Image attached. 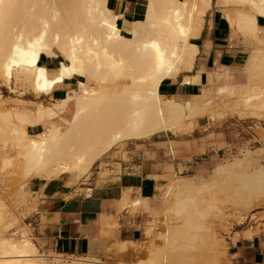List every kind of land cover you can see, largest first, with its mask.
Returning <instances> with one entry per match:
<instances>
[{
    "label": "bare ground",
    "instance_id": "1",
    "mask_svg": "<svg viewBox=\"0 0 264 264\" xmlns=\"http://www.w3.org/2000/svg\"><path fill=\"white\" fill-rule=\"evenodd\" d=\"M218 1L239 8L227 20L237 32L253 38L256 48L247 58L245 75L236 77L225 68L211 71L198 96L177 102L161 96L158 88L192 69L197 52L191 40L201 29L209 0H148L145 18L131 23L128 32L117 26L118 17L107 9V0H5L15 7L0 19V82L14 92L10 86L19 80L37 98L76 82L51 106L38 104L34 115L18 108L0 111V149L13 151L21 176L44 182L62 175L83 178L117 144L178 133L182 124L210 115L214 90L237 98L249 115L260 116L264 36L259 38L256 17H264V0ZM42 57L49 66L39 65ZM197 78H185L183 83ZM68 106L73 112L65 128L55 126L54 120ZM216 113L220 115H212L218 118ZM35 127L41 131L29 134L27 129ZM6 158L1 159L4 168L11 164ZM245 158L216 165L209 178L198 174L169 184L168 212L177 224L167 225L161 237L164 249L149 250L147 264H200L195 251L225 257L226 246L213 223L206 221L217 210V193L239 214L264 196V164L249 168ZM5 214L0 204V264H41L37 261L42 255H36V247L25 235L6 236ZM221 216L218 211L213 217ZM137 245L121 243L117 251L123 254ZM52 255L57 264H102L91 258Z\"/></svg>",
    "mask_w": 264,
    "mask_h": 264
},
{
    "label": "crops",
    "instance_id": "2",
    "mask_svg": "<svg viewBox=\"0 0 264 264\" xmlns=\"http://www.w3.org/2000/svg\"><path fill=\"white\" fill-rule=\"evenodd\" d=\"M107 2L106 7L118 17L117 26L122 32H128L131 23L143 20L148 7V0ZM222 4L209 0L201 29L191 40L197 52L193 67L181 72L175 80L161 83L158 88L161 96L177 102L198 96L207 85L209 73L225 68L235 74L256 48L253 38L237 32L227 20V16L234 17L235 9L239 8ZM256 28L259 38L263 37L264 17H256ZM39 62L42 66L50 65L44 57ZM192 77L195 80L198 77L199 84H196L198 80L183 83L185 78ZM72 84L38 98H48L52 105L64 98ZM72 112V107L68 106L56 118L61 125H54L64 129ZM216 127L211 119L196 118L190 124H182L178 133L164 132L117 144L83 178L62 175L48 182L32 180L28 189L38 199L34 218L40 246L47 253L63 257L102 261L122 256L117 251L118 244H139L145 237L148 211L165 176L206 174L223 159L224 136L217 133ZM27 131L38 133L41 127ZM229 250L234 264H264V238L260 235L232 236Z\"/></svg>",
    "mask_w": 264,
    "mask_h": 264
},
{
    "label": "rangeland",
    "instance_id": "3",
    "mask_svg": "<svg viewBox=\"0 0 264 264\" xmlns=\"http://www.w3.org/2000/svg\"><path fill=\"white\" fill-rule=\"evenodd\" d=\"M246 64L247 63H245V65L234 74L236 77H242L241 75H245L244 69L247 66ZM13 83L14 84L10 87L14 92H11L8 86L0 82V111L7 112L18 108L19 111L23 109L22 111L34 115L38 109V104L51 106L52 102L48 100V98L34 97L30 91L26 90L21 85L19 80H14ZM72 83L74 84L73 86H75L76 82L73 81ZM220 86H222V83H220V85L218 84L217 87ZM210 97L212 100L210 101V110H212V112H209L211 117L213 116L212 113L215 114V112H219L221 117H219L220 115L218 113H216L219 115L218 118L216 115L215 117L213 116L210 118L208 113L203 117L211 120L213 119L212 122L217 126V133L224 136V141L221 144L225 146V150L221 152L223 159L220 158L218 164H225L227 161H231L235 158H241L243 160V157H247V159H245L248 162V165H250L249 168L252 166V168H254L255 166L253 164L256 166L264 164V110L260 115L261 117L252 116L241 110V104L237 98H227L224 94H219L217 90H214ZM239 112H244L246 114L239 115ZM54 124L57 126L61 125L57 119L54 121ZM9 150V148H6V151L2 150L0 152V204L4 207V214L6 212L5 215L8 216H6L7 223L10 224H7L9 228L6 230L5 234L6 236L15 234V237H20L22 234L25 235L36 247V255H42L43 259L37 262H41V264H57L52 260L53 257L51 256L53 255L43 250L39 244L34 218L37 211L38 199L36 196H33L28 189V185L32 180L29 181L21 176L16 156L12 153L13 151ZM6 154L8 158H6ZM4 158L11 161L9 167H3L4 161L2 160H4ZM249 159H251V162ZM92 171L93 167L89 172ZM210 174L211 171L202 175L205 178H209L206 176H209ZM183 177L190 176L171 174L163 178V186L159 188L157 196L152 203V208L148 211L149 219L145 226V237L142 242L139 243L137 247L130 248L123 254L118 251L122 256H113L102 261L98 260L100 263L147 264L151 249H164V241L161 237L164 236L167 230V225L177 224L173 214L168 212V194L166 190L168 189L169 184H176L178 183L177 179ZM215 199L217 210L213 209L214 211H211L210 216L206 221L209 219L208 222L213 223L217 235L219 234V239H221L222 243H224L223 245L226 246L227 250L224 253L225 257L220 258L219 256H216L213 251H195L194 254L198 261L201 262L200 264H234V257H232V254L230 253L231 250H229V242L232 236L240 235L245 238H251L253 235H260L264 238V196L257 198V200L255 199V201L253 200L249 209L244 212L241 211L242 214H239L240 211L236 210L235 207L233 208L232 204L227 203L221 193H217ZM218 211H221L222 213L221 219L214 218L215 215L218 214ZM212 212H215L214 215ZM58 264L68 263L60 262Z\"/></svg>",
    "mask_w": 264,
    "mask_h": 264
},
{
    "label": "snow or ice",
    "instance_id": "4",
    "mask_svg": "<svg viewBox=\"0 0 264 264\" xmlns=\"http://www.w3.org/2000/svg\"><path fill=\"white\" fill-rule=\"evenodd\" d=\"M13 7H15L14 4H12V3L5 4V0H0V19L4 18L5 14H6V10H10ZM41 71H43V70H41ZM53 82H55V81H53Z\"/></svg>",
    "mask_w": 264,
    "mask_h": 264
},
{
    "label": "trees",
    "instance_id": "5",
    "mask_svg": "<svg viewBox=\"0 0 264 264\" xmlns=\"http://www.w3.org/2000/svg\"><path fill=\"white\" fill-rule=\"evenodd\" d=\"M39 65H41V63L39 62ZM42 66V65H41Z\"/></svg>",
    "mask_w": 264,
    "mask_h": 264
}]
</instances>
